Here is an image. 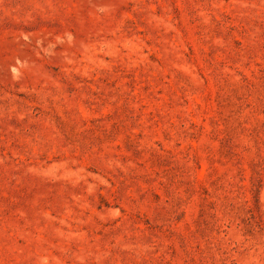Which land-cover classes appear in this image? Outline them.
I'll return each instance as SVG.
<instances>
[{"label":"rangeland","instance_id":"1","mask_svg":"<svg viewBox=\"0 0 264 264\" xmlns=\"http://www.w3.org/2000/svg\"><path fill=\"white\" fill-rule=\"evenodd\" d=\"M0 264H264V0H0Z\"/></svg>","mask_w":264,"mask_h":264}]
</instances>
